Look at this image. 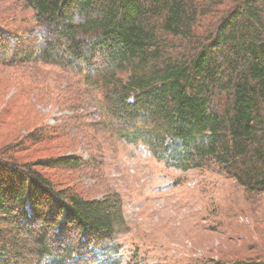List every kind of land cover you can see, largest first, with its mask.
<instances>
[{
	"label": "trees",
	"instance_id": "16d2710c",
	"mask_svg": "<svg viewBox=\"0 0 264 264\" xmlns=\"http://www.w3.org/2000/svg\"><path fill=\"white\" fill-rule=\"evenodd\" d=\"M18 1L34 26L0 22V65L78 69L122 140L184 172L213 161L264 193V0ZM83 165L0 150V264H143L123 255L118 195L88 199L44 172Z\"/></svg>",
	"mask_w": 264,
	"mask_h": 264
},
{
	"label": "rangeland",
	"instance_id": "374dc122",
	"mask_svg": "<svg viewBox=\"0 0 264 264\" xmlns=\"http://www.w3.org/2000/svg\"><path fill=\"white\" fill-rule=\"evenodd\" d=\"M18 0H0V22L34 26ZM78 69L0 65V150L22 164L80 157V170L44 171L88 199L118 195L123 255L143 264H264V193L248 192L213 161L187 172L157 161L113 129L99 84ZM46 134L27 142L33 132ZM13 153V154H10Z\"/></svg>",
	"mask_w": 264,
	"mask_h": 264
}]
</instances>
